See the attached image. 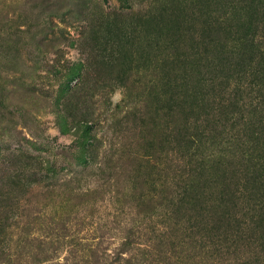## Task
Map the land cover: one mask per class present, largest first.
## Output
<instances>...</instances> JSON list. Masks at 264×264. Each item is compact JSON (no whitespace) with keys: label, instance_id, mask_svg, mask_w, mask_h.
Returning <instances> with one entry per match:
<instances>
[{"label":"rangeland","instance_id":"374dc122","mask_svg":"<svg viewBox=\"0 0 264 264\" xmlns=\"http://www.w3.org/2000/svg\"><path fill=\"white\" fill-rule=\"evenodd\" d=\"M263 71L264 0H0V203L17 206L0 264H156L161 239L178 254L152 232L191 168L175 127L201 157L250 148L232 124L264 108Z\"/></svg>","mask_w":264,"mask_h":264},{"label":"trees","instance_id":"16d2710c","mask_svg":"<svg viewBox=\"0 0 264 264\" xmlns=\"http://www.w3.org/2000/svg\"><path fill=\"white\" fill-rule=\"evenodd\" d=\"M256 108L246 114L241 123L232 124L239 133L243 128L240 138L251 145L248 149L240 150L239 139H232L223 142L226 145L223 150L201 157L192 153L198 150L201 141L196 143V135L188 134V126L184 124L187 119L182 132L175 127L178 149L186 151L181 161L191 168L176 182L174 179L168 182L165 203L157 205L163 212L155 215L162 219L155 221L152 232L158 238H167L171 231L176 233L175 237L179 236L180 240L171 248L180 251L177 254L168 249L169 244L161 239L159 244L163 250L152 256L156 264H264V108ZM225 154L233 161H217L219 165L210 166L212 172L206 174L204 160H219ZM210 177L215 179L211 182L213 186L207 180ZM238 202L247 204V212L237 209L242 205ZM14 204L11 201L0 203V217L14 215L17 207ZM157 206L150 207L154 210ZM122 245L133 248V241L125 238ZM236 247L247 248L246 254L219 257ZM144 250L147 254L153 251L150 246ZM122 253H114L113 263L134 264L135 254L123 258Z\"/></svg>","mask_w":264,"mask_h":264}]
</instances>
